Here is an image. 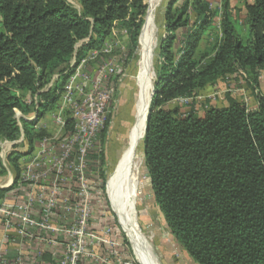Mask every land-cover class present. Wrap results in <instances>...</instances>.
Masks as SVG:
<instances>
[{"label": "trees", "instance_id": "obj_1", "mask_svg": "<svg viewBox=\"0 0 264 264\" xmlns=\"http://www.w3.org/2000/svg\"><path fill=\"white\" fill-rule=\"evenodd\" d=\"M78 1L80 10L67 0H0V142L13 143L24 136L7 157L15 181L19 161L45 135L36 122L56 103L65 78L75 69L72 60L78 64L87 51L101 48L115 23L129 30L134 49L138 45L146 0ZM176 1L165 13L168 37L160 48L144 137L155 202L172 236L196 264H264V94L259 89L264 0H245L246 35L232 16L230 0H224L222 36L217 35V44L209 45L200 57L199 43L219 12L210 10L207 0H188L176 17ZM188 8L196 18L179 42L175 33L189 27ZM239 70L253 77L257 108L231 101L227 107L210 106L199 117L194 105L184 110L180 105L167 107L181 98L205 96L207 88L232 79ZM55 76L61 80L46 91ZM25 93L31 95V103L25 102ZM16 111L37 118L22 119L21 131ZM23 145L26 152L18 150ZM3 166L0 157V176L7 173ZM102 183L105 191L106 180Z\"/></svg>", "mask_w": 264, "mask_h": 264}, {"label": "rangeland", "instance_id": "obj_2", "mask_svg": "<svg viewBox=\"0 0 264 264\" xmlns=\"http://www.w3.org/2000/svg\"><path fill=\"white\" fill-rule=\"evenodd\" d=\"M67 1L76 9H81L78 0ZM171 2L172 0H153L152 3V0H146L148 11L146 17L144 18V24L138 37V45L135 49L131 44V33L129 30L123 24L115 23L110 35L105 39V42L101 48H93L87 51L86 55L78 64H76V59L74 58L72 60L71 66L75 67V69L70 75H68V77L65 78L62 90L58 93V99L56 103L50 111L46 112L45 115L36 122V129L40 132H45V135L40 141L36 142L32 153L37 156L40 152L39 150L41 142H44L47 139L51 140L52 145L54 144L56 147L54 150V156H51L50 158L58 157L60 151L57 146L66 136L73 132V121L71 120L69 101L64 100L65 97L68 96L73 98L74 103L79 105L80 102L85 99V95L92 90V84L97 80L98 77V68L101 66H108L109 69L113 70L109 76H107L104 81H102L101 84V89L106 90L108 96L103 117L104 124L101 128V131L94 140V145L90 150L88 157L90 164L87 171V177L89 182H94L93 185L89 186H93L94 190L96 188V192L98 194L100 193L98 196L99 198L94 195L95 197L92 201V207L94 211L90 229L94 233L101 234V231L105 230L107 227L114 228V230L118 233V235L114 234L116 240L119 241V246L117 249L121 252L123 258L131 260L134 264L139 263L135 258L134 252L126 234L119 225L116 213L113 212L111 202L107 197V189L111 176L115 172L118 165L121 155L120 152L126 150H124V148H127L130 141V136L132 134V130L130 129L132 127L133 115L136 114L138 109V73L144 51V28L146 26L150 6L153 4L155 8V36L153 38L152 57L150 62L151 87L149 107L151 108V99L155 93V84L158 80V69L160 68V48L164 45L168 37V22L165 19V13ZM207 2L210 6V10L218 11L219 14L213 18L212 27L207 31L206 34L202 36L196 52L197 56L199 57L202 56L205 50L209 48V45L213 46L217 44V35L219 37L222 36L220 25L224 0H207ZM250 2L251 0H249V3ZM187 3L188 0H178L173 4L172 9L173 12H175L176 17L180 16V14L184 11V7ZM229 3L232 16L235 17L241 24V33L246 35L248 28L245 24V0H230ZM186 14H190L188 23L189 27L179 29L175 33L179 42L182 41L183 36L189 32V28L193 26L196 18V16L191 12L190 8H188V12ZM87 42L88 40L85 41V43ZM179 42L176 45V49H180ZM80 47H82V43L78 45V48ZM131 53H133L132 57L130 56ZM83 74L88 75L90 78L88 88H86L83 93H81L79 90L69 93L70 81L75 78L74 86H77L82 81ZM261 76L259 89L264 94V72L261 73ZM60 80L61 79L58 76H55L52 83L47 87L46 91L51 89L54 84L59 83ZM252 85L253 77L248 72L242 70L237 71L232 76V79L230 78L228 81L218 84L217 92H219L221 96H219L218 100L214 102L213 106L227 107L231 101H237L245 104L249 109H253L256 106L255 104H257V101L251 93V89L253 87ZM20 96L22 95L20 94ZM23 97L26 103H31L33 101L29 93H25ZM176 106L177 105L173 103L167 107L169 109H174ZM187 108H189V106H186L182 109L184 110ZM33 109H35V107ZM205 113L206 111H200L198 112V116L204 117ZM22 116L23 115L19 111H16V119L19 122L21 131H23ZM59 117H62L64 122L63 124L59 125L57 123V119ZM28 118H32V115ZM107 122H109L108 130L103 133L105 124ZM6 147L4 148V151L6 152L5 155L7 158L8 155L12 154V151L8 148L6 149ZM18 150L25 152L27 148ZM3 153V149L0 146V154L3 155ZM141 153L143 155L144 169L140 186L142 190L140 189V193L138 194V215L141 228L145 234L151 235V241L156 249L160 263L196 264L172 236L165 219L155 202L154 193L145 162L144 139L142 141ZM6 164H8V162ZM70 176L74 177V174L71 173ZM103 179L106 180L105 191L101 190ZM56 180L57 178L54 175H51L50 181H48V187H52V184ZM70 186L73 192L74 190H77V185L75 182L73 184L71 181L68 182V185H66L65 188L68 189ZM41 247L44 251L47 250L49 252H55L53 249H56L59 254L63 252L62 246L45 247V245H43ZM94 248L97 253L100 254L101 252L106 254L104 247H93V250ZM41 259L42 261L49 264H62L63 261L62 258H53L50 255L49 259ZM86 264H95V262L88 260Z\"/></svg>", "mask_w": 264, "mask_h": 264}, {"label": "built area", "instance_id": "obj_3", "mask_svg": "<svg viewBox=\"0 0 264 264\" xmlns=\"http://www.w3.org/2000/svg\"><path fill=\"white\" fill-rule=\"evenodd\" d=\"M113 70L108 66L98 68L97 80L93 88L85 95L80 104L74 103L68 96L73 132L66 136L57 146L60 151L58 157L54 156L56 147L51 140L41 142L40 152L24 156L20 166V176L17 181L11 178L3 187L12 189L20 197L18 202L7 199L0 201V221L5 228V238L14 236L20 242V248L13 258L0 249V264H49L41 258L47 254L41 246H62L63 252L59 254L56 249L52 252L53 258H62V264H86L88 260L95 264H134L131 260L123 258L117 249L119 241L114 228L107 227L101 234L90 229L93 219V198L98 194L94 190V182H89L87 171L89 167V153L94 140L104 124L103 117L105 105L108 101L106 90L101 89L104 79ZM82 81L77 85L75 78L70 81L69 93L79 90L83 93L89 86V76L83 74ZM220 94L213 93L194 98H181L174 102L176 105L188 107L195 105L196 112L207 111L219 98ZM36 115L30 121L36 119ZM57 123L63 124L62 117ZM24 141V136L17 142L0 143L3 149L1 159L6 158V149ZM8 151V150H7ZM34 154V155H33ZM22 159V158H21ZM73 173L74 177L70 174ZM51 175L57 180L48 187ZM77 185L73 192L71 186L66 189L68 182ZM59 182V183H58ZM1 188V187H0ZM65 195V196H64ZM95 195V196H94ZM64 196V198H63ZM99 198V197H98ZM32 252L25 254V246ZM102 246L106 254L97 253L93 247Z\"/></svg>", "mask_w": 264, "mask_h": 264}, {"label": "bare ground", "instance_id": "obj_4", "mask_svg": "<svg viewBox=\"0 0 264 264\" xmlns=\"http://www.w3.org/2000/svg\"><path fill=\"white\" fill-rule=\"evenodd\" d=\"M154 10L152 4L144 28V51L138 73V109L136 114L133 115L130 129L132 134L127 148H124L126 150L122 151L120 155L116 170L108 184V197L111 207L116 212L119 224L129 238L134 254L140 264H162L152 244L151 235L145 234L141 228L138 215V194L140 193L141 177L144 170L141 148L145 137L146 117L150 110V62L155 36Z\"/></svg>", "mask_w": 264, "mask_h": 264}, {"label": "crops", "instance_id": "obj_5", "mask_svg": "<svg viewBox=\"0 0 264 264\" xmlns=\"http://www.w3.org/2000/svg\"><path fill=\"white\" fill-rule=\"evenodd\" d=\"M263 73V72H262ZM262 77V76H261ZM217 89H218V85L214 86V87H209L206 89V93L205 95H210V94H213V93H217V94H220L219 92H217ZM221 96V95H220ZM257 103V102H256ZM214 105V104H213ZM212 105V106H213ZM256 106L253 108H257L258 106V103L255 104ZM32 116H35V114H33ZM23 119L27 120V121H30V118L28 117H25V116H22ZM31 122V121H30ZM22 147V148H21ZM19 149H26L27 147L26 146H21ZM14 148V146L12 147V149ZM11 149V151H13ZM23 151V150H22ZM119 151V150H118ZM26 152V151H25ZM120 152V151H119ZM122 153V151L120 152V154ZM27 158V156H26ZM24 158H22L20 161H19V164L21 166V161L23 160ZM2 162H3V165L5 166L6 168V175L4 176H0V191H6V192H3V194H0V201L1 200H4V199H7L8 201H11V202H18L19 200H21L20 197L16 196L12 189H6L4 188L3 186L6 185V183L9 182V180L11 178H15V170L13 169V167H11L10 164H6L7 163V158L5 159H2ZM6 162V163H5ZM1 193V192H0ZM2 195V196H1ZM107 197H108V189H107ZM109 198V197H108ZM110 201V200H109ZM113 209V208H112ZM114 213H116L114 210H113ZM117 215V214H116ZM118 217V216H117ZM120 225V224H119ZM7 237L6 236V232H5V228L3 227L2 225V222L0 221V249L4 250L7 254V256L9 258H13L15 256V254L18 252V249L20 248V242H18V240H16L15 238H13L14 236H10V238H5ZM128 238V237H127ZM129 240V238H128ZM130 242V240H129ZM131 244V242H130ZM26 248L23 247V249H25V254L27 255L28 252H32L34 250V246L31 247V249L29 248V246H25ZM132 247V245H131ZM133 250V248H132ZM47 254L50 255V256H53L52 255V251H47ZM134 252V250H133ZM135 255V254H134ZM136 258V256H135ZM137 260V258H136ZM138 262V261H137ZM139 263V262H138ZM140 264V263H139Z\"/></svg>", "mask_w": 264, "mask_h": 264}, {"label": "water", "instance_id": "obj_6", "mask_svg": "<svg viewBox=\"0 0 264 264\" xmlns=\"http://www.w3.org/2000/svg\"><path fill=\"white\" fill-rule=\"evenodd\" d=\"M152 99H153V98H152ZM152 99H151V101H152ZM150 111H151V110L148 111V113H147V117H146L145 135H146V132H147V124H148V121H149Z\"/></svg>", "mask_w": 264, "mask_h": 264}]
</instances>
